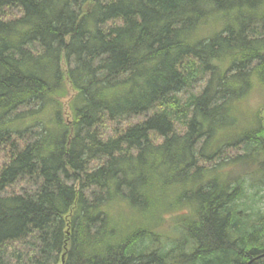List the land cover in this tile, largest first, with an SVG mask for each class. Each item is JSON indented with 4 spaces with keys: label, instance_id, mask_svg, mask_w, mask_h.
I'll list each match as a JSON object with an SVG mask.
<instances>
[{
    "label": "trees",
    "instance_id": "obj_1",
    "mask_svg": "<svg viewBox=\"0 0 264 264\" xmlns=\"http://www.w3.org/2000/svg\"><path fill=\"white\" fill-rule=\"evenodd\" d=\"M0 155V264H264V0H0Z\"/></svg>",
    "mask_w": 264,
    "mask_h": 264
},
{
    "label": "rangeland",
    "instance_id": "obj_2",
    "mask_svg": "<svg viewBox=\"0 0 264 264\" xmlns=\"http://www.w3.org/2000/svg\"><path fill=\"white\" fill-rule=\"evenodd\" d=\"M206 80H207L206 75L205 76H199L197 79H195L194 81L189 83L178 94L181 97V100L182 101L185 100L191 94H199L202 91V89L204 88V86L206 84ZM148 114L149 113H147L146 115H148ZM142 119H143V116L132 117V118H129V119L121 122L119 126L122 128L127 123H135V122H138ZM120 127H117L113 124L112 126H110V133H112L114 131V129H119ZM239 153H241L240 150H232L230 155L234 156V155L239 154ZM1 156L2 155H0V162L2 161ZM246 172H249V171H246ZM244 173H245V171H242V172L240 171L239 174H244ZM34 189H35V187L33 185H31L30 183H27L25 181H21L15 187L12 188V191L19 192V193H27V192H30ZM256 192H258V194H257L258 196L252 202L250 201V199L248 201L246 200L247 205L252 206L253 204H255L254 207L256 210H260V211L264 212V199H263L264 191L263 190L258 191L257 189H250V188H248V190L246 191V193L249 197H252L253 194H255Z\"/></svg>",
    "mask_w": 264,
    "mask_h": 264
},
{
    "label": "bare ground",
    "instance_id": "obj_3",
    "mask_svg": "<svg viewBox=\"0 0 264 264\" xmlns=\"http://www.w3.org/2000/svg\"><path fill=\"white\" fill-rule=\"evenodd\" d=\"M221 28V27H220ZM219 29V28H218ZM231 76V75H230ZM205 80V79H204ZM245 154V153H244ZM250 154V153H249ZM124 202V201H123ZM136 208V207H135ZM103 210V209H102ZM140 214V213H139ZM113 216V215H112ZM114 220V219H113ZM235 220V219H234ZM116 223V222H115ZM115 226V225H114ZM249 234V233H248ZM43 238V237H42Z\"/></svg>",
    "mask_w": 264,
    "mask_h": 264
}]
</instances>
